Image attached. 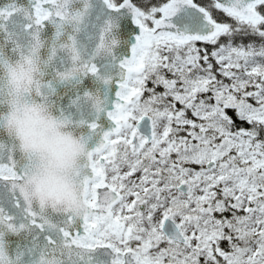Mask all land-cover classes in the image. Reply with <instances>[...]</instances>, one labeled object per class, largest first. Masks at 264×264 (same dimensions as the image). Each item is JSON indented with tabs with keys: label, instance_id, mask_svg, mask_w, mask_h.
I'll return each mask as SVG.
<instances>
[{
	"label": "snow or ice",
	"instance_id": "snow-or-ice-1",
	"mask_svg": "<svg viewBox=\"0 0 264 264\" xmlns=\"http://www.w3.org/2000/svg\"><path fill=\"white\" fill-rule=\"evenodd\" d=\"M0 264H264V0H0Z\"/></svg>",
	"mask_w": 264,
	"mask_h": 264
},
{
	"label": "clouds",
	"instance_id": "clouds-1",
	"mask_svg": "<svg viewBox=\"0 0 264 264\" xmlns=\"http://www.w3.org/2000/svg\"><path fill=\"white\" fill-rule=\"evenodd\" d=\"M22 130L36 145L41 167L34 176V188L44 194H52L66 184L69 159L73 148L58 133L63 129H54L37 114L21 112L18 117Z\"/></svg>",
	"mask_w": 264,
	"mask_h": 264
},
{
	"label": "water",
	"instance_id": "water-1",
	"mask_svg": "<svg viewBox=\"0 0 264 264\" xmlns=\"http://www.w3.org/2000/svg\"><path fill=\"white\" fill-rule=\"evenodd\" d=\"M76 134L79 135V133H76ZM91 146H93V145L89 144V147H91Z\"/></svg>",
	"mask_w": 264,
	"mask_h": 264
}]
</instances>
